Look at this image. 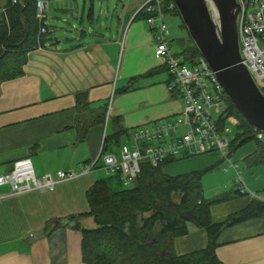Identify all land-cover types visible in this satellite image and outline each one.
<instances>
[{
  "label": "crops",
  "instance_id": "crops-1",
  "mask_svg": "<svg viewBox=\"0 0 264 264\" xmlns=\"http://www.w3.org/2000/svg\"><path fill=\"white\" fill-rule=\"evenodd\" d=\"M68 1L51 0L49 9L53 6L55 13H74L76 9ZM145 1L129 0L120 13L118 4L114 12L110 6L106 22L91 25L92 31L87 30L83 38H71L64 44L58 37L50 41L46 15L50 33L45 46L30 52L22 77L0 85V176L10 171L15 160L25 157L32 159L37 175L79 172L81 164L97 161L92 171L60 182L50 192L10 195L9 184L0 186V264H86L81 229L64 224L71 215L90 212L87 191L96 181L110 178L113 186L118 185L114 176L107 175L101 158L104 137L115 128L114 119L120 117L129 132L137 126L182 117L183 100L170 89L172 77L163 60L155 56L154 36L139 14ZM93 13L96 19V0L91 1L88 16ZM127 87L130 92L116 99L117 92H125ZM83 93L85 99L80 101ZM85 127L87 133L81 137ZM107 129L111 133L105 135ZM186 130L182 127L179 133ZM104 147L107 151L118 149ZM256 150L257 145L239 157L248 167L245 170L244 166L245 179L237 162L222 157L229 163L223 169H231L228 178L234 190L222 198L207 196L213 201L214 221L225 220L253 199L264 201L254 191L264 186V164L251 165L248 160ZM220 163L222 160L216 166ZM201 165L191 170L203 174L212 170ZM240 185L246 187L245 193L239 191ZM79 223L84 228L96 226L88 215ZM219 242L216 254L223 264H264V215L224 227ZM207 243V231L191 223L189 233L177 237L172 247L185 254L203 249Z\"/></svg>",
  "mask_w": 264,
  "mask_h": 264
},
{
  "label": "trees",
  "instance_id": "trees-1",
  "mask_svg": "<svg viewBox=\"0 0 264 264\" xmlns=\"http://www.w3.org/2000/svg\"><path fill=\"white\" fill-rule=\"evenodd\" d=\"M37 1L19 0L13 4L7 0L4 11H0V85L22 77L30 52L45 46L49 39L50 32L40 34L43 22L37 17ZM164 1L166 4L175 3L174 0ZM166 12L181 17L176 4L173 10ZM139 14L145 19L142 10ZM182 25L187 29L183 20ZM179 40L185 49L177 55L189 65L196 63L202 54L190 34L188 38ZM224 98L227 108L225 115L218 116L219 126L224 124L225 117L235 116L238 119L229 146L230 154L254 141L257 150L248 160L251 165L264 164V142L256 138L259 130L238 112L226 94ZM79 99L83 101L85 93ZM105 114L104 109L100 115L102 121H105ZM114 124L113 133L105 137L107 147H119L128 137V130L123 128L120 117L114 119ZM86 133L85 127L81 137ZM188 157L191 156H171L157 166L142 163L140 174L129 187L120 186L123 184L117 175L114 176L117 186L106 178L96 181L89 188L87 199L90 212L71 215L64 224L81 229L82 256L86 264H223L216 254L223 228L263 216L264 201L253 199L225 220L214 221L211 211L213 201L204 193V172L170 175L164 171V166ZM86 215L93 217L95 227H81L79 220ZM60 223L59 227L62 226L61 220ZM191 223L207 231L208 243L203 249L178 254L172 244L177 237L189 233ZM46 230L49 233L50 228L46 227Z\"/></svg>",
  "mask_w": 264,
  "mask_h": 264
},
{
  "label": "built area",
  "instance_id": "built-area-1",
  "mask_svg": "<svg viewBox=\"0 0 264 264\" xmlns=\"http://www.w3.org/2000/svg\"><path fill=\"white\" fill-rule=\"evenodd\" d=\"M18 1L11 0L13 4ZM237 1L240 3L238 33L241 63L249 69L257 85L258 82L264 85V0ZM49 5V0L37 1V17L43 22L40 28L42 35L49 32L45 23ZM174 8L175 3L146 0L140 10L144 12L145 21L155 39V56L163 60L172 77L173 84L170 89L176 91L183 100L182 117L174 121H155L133 128L128 132L130 144L126 141L117 150L107 151L105 142L103 143V168L109 176L119 175L124 185H130L140 174L142 163L149 162L157 166L171 156H195L218 151L231 162L229 146L234 130L228 122L236 125L238 119L235 116H224L225 122L219 126L218 116L225 115L227 108L224 98L226 93L207 60L200 57L196 63L189 65L172 51L166 11ZM214 20L220 25L216 12ZM258 86L263 90V87ZM111 103L112 99L109 108ZM182 127L187 130L180 134L179 129ZM256 138L264 142V132L257 131ZM96 164L97 161L83 163L79 172L60 170L55 174L37 175L32 159L20 158L12 163L8 173L0 176V186L9 184L10 195L31 191L50 192L60 182L92 171ZM239 191L245 193L246 187L240 185Z\"/></svg>",
  "mask_w": 264,
  "mask_h": 264
},
{
  "label": "water",
  "instance_id": "water-1",
  "mask_svg": "<svg viewBox=\"0 0 264 264\" xmlns=\"http://www.w3.org/2000/svg\"><path fill=\"white\" fill-rule=\"evenodd\" d=\"M174 2L191 38L202 57L216 72L235 108L256 130L264 132V93L246 65L241 63L238 33L240 3L237 0ZM214 12L219 16L220 25L214 20ZM95 21L94 13L88 16L89 23ZM86 33L84 28L79 38H83Z\"/></svg>",
  "mask_w": 264,
  "mask_h": 264
},
{
  "label": "rangeland",
  "instance_id": "rangeland-1",
  "mask_svg": "<svg viewBox=\"0 0 264 264\" xmlns=\"http://www.w3.org/2000/svg\"><path fill=\"white\" fill-rule=\"evenodd\" d=\"M49 1L51 2V0ZM76 1H77V8H76ZM91 1L92 0H69L68 2H70V4L73 5L74 9H76L74 13L71 12L69 14L68 13H60V14L55 13L52 10L53 6L51 7V9L48 8L46 11V15H47L46 21H48V24L51 28V33L49 34L50 35L49 37L51 39L50 41L54 40L55 42V38L58 37V39L61 41V44H64L65 41L68 42L71 38H74V39L79 38L81 34V30H83L84 28L88 30V32H90L92 31L91 25H97L99 21L101 22V20L102 22H106V20L110 17L106 13V11L108 10L107 8L111 6L109 10L111 12H114L115 11L114 7L118 4L119 10L117 11H119L118 13H120V12H123V5L126 6L127 4H129V0H96V10H97L96 19L98 21L91 24L88 22V15H89L90 8H91ZM6 2L7 0H0V9L2 8L1 6L6 4ZM54 16H57L58 18H60V20L55 19ZM83 16H84V20H82ZM139 20L141 19H138L137 22ZM167 24L171 31V39H172L170 42L171 49L175 54H181L185 48L179 39L186 38V37L188 38L189 37L188 30L183 27L181 17L174 15L172 13L167 14ZM154 51H155V48H154ZM258 83H259L258 85L263 87V90H264V85H262L260 82ZM129 92L130 91L128 90L125 92L118 91L116 94V99L118 98V96L127 94ZM228 123L235 130L234 123L233 122H228ZM107 131L109 132V134L111 133V130L107 129L105 132V135ZM125 141H126V138L123 139V142ZM127 143L130 144V142L128 141ZM255 147H256V144L253 141L252 143H249L241 147L239 149V152L234 154L231 157L232 160L238 163L239 165L238 170L241 171V175L243 179H245V176L243 174L245 165H244V162L240 160L239 157L245 151L255 149ZM220 160H222V163H220L218 167L216 166V164ZM203 163H205L207 166L212 168V170L203 174L204 175L203 176L204 193L206 194L205 196L206 197L208 196V198L210 199H214L217 197H221V198L225 197L227 194H229V192H231L232 194L234 189L231 187L230 180L228 178V174L231 169L230 170L228 169V171H225L223 169L225 166H229V163L222 158L221 153L218 151H214L213 153L209 152V153L191 156L186 159H182L177 162L168 164L164 166V171L170 175H178V174L190 172L192 171L191 169L193 167L195 168V167L202 166L201 164ZM247 169L248 167L245 166V170ZM130 185L132 186V184ZM130 185L123 184L120 186L129 187ZM254 191H257L255 193L257 197L264 198V186H260L259 189L254 190ZM229 204H235V203L230 202Z\"/></svg>",
  "mask_w": 264,
  "mask_h": 264
}]
</instances>
